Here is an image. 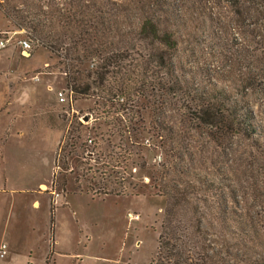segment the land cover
<instances>
[{
	"label": "rangeland",
	"instance_id": "374dc122",
	"mask_svg": "<svg viewBox=\"0 0 264 264\" xmlns=\"http://www.w3.org/2000/svg\"><path fill=\"white\" fill-rule=\"evenodd\" d=\"M34 2L49 12L65 9L70 1ZM232 5L233 0H140L139 9L125 8L122 26L135 30L144 15L154 14L162 30L174 32L179 42L170 52L168 76L184 74L203 82V71L228 63L217 55L213 37L215 20L219 14L222 21L228 17ZM246 24L250 30L251 22ZM24 33L32 41L29 53L15 45L0 49V245L12 255L0 264H150L165 206L158 185L182 178L176 171L158 172V164L167 159L183 166L204 164L208 174L214 165L235 173L239 184L264 186L260 151L246 139L221 140L193 131L171 87L165 94L157 87L143 93L137 67L130 103L120 94L117 103L105 102L106 89L80 95L71 87L66 74L70 60L63 52H50L29 28L13 26L0 13V36L14 39ZM248 34H254L252 29ZM122 39L130 50L142 42L138 49L145 52L138 34ZM92 62L99 60L93 56L79 70L87 71ZM113 79L108 75V88L114 87ZM65 89L72 94L60 103L57 93ZM177 140L185 152L180 161L165 153ZM246 196L241 205L257 204L252 194Z\"/></svg>",
	"mask_w": 264,
	"mask_h": 264
},
{
	"label": "trees",
	"instance_id": "16d2710c",
	"mask_svg": "<svg viewBox=\"0 0 264 264\" xmlns=\"http://www.w3.org/2000/svg\"><path fill=\"white\" fill-rule=\"evenodd\" d=\"M69 1L63 10L46 12L43 4L34 0H0V13L13 26L29 28L45 41L50 52H63L62 57L70 60L66 74L73 92L91 96L94 90L106 89L105 102H116L123 96L130 103L131 77L135 68H141L142 92L157 87L165 94L171 87L193 131L204 130L221 140L246 139L264 159V0H233L229 16L222 21L219 14L213 44L217 41L215 51L228 63L203 71V82L189 81L184 74L168 76L170 52L179 42L174 32L162 30L154 14L144 15L137 29L123 30L122 13L126 7L136 9L140 0ZM147 3L153 11V4ZM247 21L251 22L252 36ZM131 33L144 41V53L138 49L142 42L134 50L126 46L122 38ZM233 34L236 38H231ZM148 45L156 47L149 49ZM93 56L98 64L80 71ZM198 74L192 73L193 77ZM91 75L95 79L90 80ZM108 75L114 78L113 88L105 84ZM251 95L257 102L250 100ZM159 123L154 120L155 127ZM180 142L165 149L179 161L185 155ZM173 161L158 164V172L176 171L182 178L177 184L158 185L165 206L150 264H264V186L239 184L235 173L212 164L208 174L207 168H201L204 164L183 166ZM247 193L257 201L249 208L241 205Z\"/></svg>",
	"mask_w": 264,
	"mask_h": 264
},
{
	"label": "built area",
	"instance_id": "2783aa9c",
	"mask_svg": "<svg viewBox=\"0 0 264 264\" xmlns=\"http://www.w3.org/2000/svg\"><path fill=\"white\" fill-rule=\"evenodd\" d=\"M23 33V32H22ZM9 45H15L19 49L23 51V53H29L32 50V41L31 39L25 35L16 37L12 39V36H5V34H1L0 36V49L7 48ZM91 68L95 67V64L92 62ZM67 94L71 95V90H61L57 93V98L60 103H67ZM88 143H91V140H88ZM129 218L137 219L138 216L133 217L131 214H128ZM8 250L5 244L0 245V259L5 258L7 256Z\"/></svg>",
	"mask_w": 264,
	"mask_h": 264
},
{
	"label": "crops",
	"instance_id": "0c3cea01",
	"mask_svg": "<svg viewBox=\"0 0 264 264\" xmlns=\"http://www.w3.org/2000/svg\"><path fill=\"white\" fill-rule=\"evenodd\" d=\"M41 187L42 188H46V184H41ZM34 205H38V202L36 201V202H34ZM8 254V253H7ZM8 256V255H7ZM9 258H7V260H9V259H11L12 258V255L11 254H9V256H8Z\"/></svg>",
	"mask_w": 264,
	"mask_h": 264
}]
</instances>
